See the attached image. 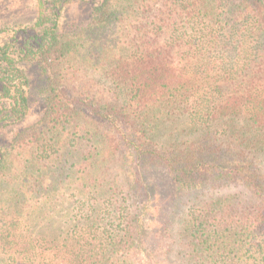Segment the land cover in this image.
<instances>
[{
    "label": "trees",
    "instance_id": "16d2710c",
    "mask_svg": "<svg viewBox=\"0 0 264 264\" xmlns=\"http://www.w3.org/2000/svg\"><path fill=\"white\" fill-rule=\"evenodd\" d=\"M75 1L38 0L33 33L0 43V127L26 123L34 96L41 108L0 144V264H173L151 247L175 231L152 168L176 188L184 264H264V0H101L94 20H129L132 33L110 101L69 86L74 41L59 18ZM72 183L77 204L64 199L59 228L39 231ZM237 183L242 192L195 203L203 191L187 208L181 199Z\"/></svg>",
    "mask_w": 264,
    "mask_h": 264
},
{
    "label": "rangeland",
    "instance_id": "374dc122",
    "mask_svg": "<svg viewBox=\"0 0 264 264\" xmlns=\"http://www.w3.org/2000/svg\"><path fill=\"white\" fill-rule=\"evenodd\" d=\"M100 1L101 0L75 1L65 6L63 14L59 18L60 21L59 19L58 21L60 22L59 30L61 33L68 32L67 35L74 41L75 53L72 58H75L76 62L73 70L74 73H72L75 75L74 77H70L69 86L73 92L77 94H86L98 100L110 101L113 98V92L117 89L111 80V69L114 64L122 62L123 58H129L131 55L132 33L130 32L131 26L129 20H120L110 26L104 27L101 22L95 21L93 7ZM48 11L49 10H47L46 13ZM38 16V0H0V43L3 44L5 41L8 42L10 40L11 43H13V39L10 38V34L14 36L13 30L25 29L33 33L32 30L36 26ZM39 30L40 29H37V31ZM213 56L214 54L212 53L209 55V58H213ZM31 74L35 82L33 70H31ZM2 103H4V101ZM2 103L0 102V107H8L6 103ZM40 111L39 101L34 96V104L26 123L15 127H0V144L9 142L14 137V133L20 128L34 122L40 115ZM222 153H225L223 148L219 156L225 155L227 160H231L238 156V152H234V154ZM114 171H116V169ZM146 177L150 184V188L154 190L162 200L160 206L166 219L169 217L174 218L170 225L173 227L172 229L175 230L172 236L167 233H161L160 236L153 239L151 247L156 250L160 248L159 250L163 254H165V252L170 253L169 258L173 264H184L181 252L183 255L188 251L187 247L181 245L183 243L179 241V218L177 215L173 214L174 212L170 208L173 197L176 194V188L164 169H149L146 172ZM243 190L244 187L240 183H237V185L232 184L230 187L218 190L208 189L207 186H203V189L198 193L194 191L183 192L181 199L185 208H187L190 204L194 203L196 195L203 191L205 192L204 196L202 197L199 195L200 198L195 203L207 202V197L211 196L209 195L210 193L218 197L232 193L235 194ZM76 192H80L78 184L73 183L67 187L64 196L62 193L59 195L58 192L53 202L49 204V206L53 205V207H51L52 209H49L48 206L42 213L43 220L41 219L37 224V226H39V231L46 232L53 226L55 230L59 228V219L66 214L64 209L65 206H68V203L64 204L63 201L64 199L70 200L75 206L78 202V198H81ZM2 193H0V206H3L2 202L4 200V193ZM138 202L140 203V201ZM178 215L180 216V214ZM160 218L162 219V215Z\"/></svg>",
    "mask_w": 264,
    "mask_h": 264
}]
</instances>
